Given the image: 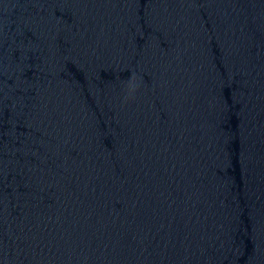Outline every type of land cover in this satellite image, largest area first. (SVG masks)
<instances>
[{"label":"water","instance_id":"water-1","mask_svg":"<svg viewBox=\"0 0 264 264\" xmlns=\"http://www.w3.org/2000/svg\"><path fill=\"white\" fill-rule=\"evenodd\" d=\"M0 264H264V0H0Z\"/></svg>","mask_w":264,"mask_h":264}]
</instances>
